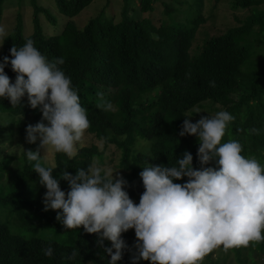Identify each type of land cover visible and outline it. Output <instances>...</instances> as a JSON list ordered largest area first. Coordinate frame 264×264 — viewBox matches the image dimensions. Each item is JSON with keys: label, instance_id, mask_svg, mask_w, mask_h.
Returning <instances> with one entry per match:
<instances>
[{"label": "trees", "instance_id": "trees-1", "mask_svg": "<svg viewBox=\"0 0 264 264\" xmlns=\"http://www.w3.org/2000/svg\"><path fill=\"white\" fill-rule=\"evenodd\" d=\"M6 1L0 0V26ZM53 1L60 15L73 19L96 0ZM125 1L120 21L101 12L82 29L69 21L60 33L50 36L43 32L40 15L52 25L56 19L31 0L33 33L24 34L23 17L18 14L2 44L0 62L5 56L11 59L9 50L28 39L48 62L63 58L64 63L57 66L70 78L86 109L87 132L104 148L114 146L120 153L116 168L123 172L124 190L133 202L144 191L139 172L148 163L174 165L187 151L193 167H201L197 138L179 136L186 117L195 123L191 118L203 116L197 110L229 112L234 119L227 124L221 143L238 141L242 156L264 166V0H223L230 2L232 10H246L248 15L236 18L238 26L216 32H200L208 20L202 14L203 0H140V11L147 14L140 19L129 15L130 0ZM158 3L164 5L159 25L149 16L157 11ZM177 9L183 16H176ZM4 71L14 82L16 74L10 64ZM0 117L6 121L0 125V142H13L15 133L26 141L27 125L47 122L42 121L39 109L28 105L27 95L15 106L0 100ZM36 146L28 143L20 155H7L0 143V264H108L110 257L98 246L96 234L84 232L82 226L65 229L56 220L59 210H44L46 189L39 185L34 162L24 153L36 151ZM104 153L91 145L71 159L55 153L53 165L42 158L40 163L52 167L53 177L67 193L69 186L60 178L61 172L75 175L76 169L88 165L103 166ZM205 167L218 166L210 161ZM121 237L126 247L117 264H132L137 255L134 230ZM49 246L53 254L45 256ZM104 246L111 244L105 240ZM200 264H264V241L228 250L218 247Z\"/></svg>", "mask_w": 264, "mask_h": 264}, {"label": "clouds", "instance_id": "clouds-1", "mask_svg": "<svg viewBox=\"0 0 264 264\" xmlns=\"http://www.w3.org/2000/svg\"><path fill=\"white\" fill-rule=\"evenodd\" d=\"M7 37L0 26V45ZM9 51L11 59L5 56L0 62V100L7 99L15 106L27 95L28 105L39 109L42 121H47L26 126V142L39 139V145L36 151L24 150L26 159L34 162L32 169L38 174L39 185L46 189L44 210H59L56 220L65 229L82 226L84 232L96 234L98 246L110 257L108 264L121 260L126 247L121 234L129 229L136 237L137 255L132 264L140 260L149 264H200L218 247L228 250L264 241V166L242 156L238 141L221 143L227 124L234 119L229 112L201 116L195 123L186 117L179 136L197 138L201 167H193V157L187 151L174 165L148 163L139 172L144 191L138 203L124 190L127 182L117 170L95 165L76 169L75 175L62 171L60 178L69 186L65 193L53 177L52 167L40 163V149L44 154L74 157L89 128L86 109L70 78L57 66L64 63L63 58L48 62L31 39ZM9 64L16 74L14 82L4 71ZM210 161L218 167H205ZM113 172H117L115 179ZM183 177L186 182H173ZM105 240L110 247L104 246ZM52 254L49 246L44 255Z\"/></svg>", "mask_w": 264, "mask_h": 264}, {"label": "rangeland", "instance_id": "rangeland-1", "mask_svg": "<svg viewBox=\"0 0 264 264\" xmlns=\"http://www.w3.org/2000/svg\"><path fill=\"white\" fill-rule=\"evenodd\" d=\"M167 1L168 0H163ZM162 1V2H163ZM40 7L45 8L47 11H49L54 18L56 19V24L52 25L49 23L45 15H40L41 25L43 28L44 34L47 35H54L61 32V30L64 28L66 23L73 22L77 28L82 29L87 22L98 16L101 12H104L107 16L114 17L116 21L121 20V13L125 6L126 1L125 0H96L93 2L88 8H86L80 15L73 19H69L68 17H65L63 15H60L56 9V4L53 0H37ZM157 5V11L152 12L151 15H149L156 24H160L162 17H161V11L164 8L163 3L155 4ZM129 15L133 18L140 19L143 16L147 14H143L140 11V0H130L129 1ZM187 7V6H186ZM185 7V8H186ZM184 8V10H186ZM181 9H177L176 16H183L181 13ZM33 7L31 5V0H9L6 1V4L4 5V13H3V22L1 26H3L6 30V32H11L17 22V16L20 14L23 17L24 25H25V31L24 34L26 36H29L33 33ZM202 14L203 16L208 19L206 24L201 27L200 32H206L208 29L210 32H216L219 29L225 30L228 27H235L239 25V21L236 20V18L243 19L248 15V11L246 10H232L230 7V2L222 0V2H217L216 0H203V6H202ZM204 34L202 33L200 35V38H203ZM0 43H2V40H0ZM2 49V45H0V52ZM197 112H200L199 114L203 116H214L215 113H210L208 111L204 110H197ZM6 117V116H3ZM3 117L1 119L0 117V125L3 124V122L6 123V121H3ZM200 118L194 116L191 118L192 121L196 122ZM47 124V122H46ZM14 140L13 142H10L9 140L5 139L2 140L0 143L2 147L4 148V152L7 155H20L24 149V145L28 144L26 141L21 140L20 136L15 133L14 134ZM33 144H36V149L39 145V139ZM141 146H144V142L140 143ZM95 145L100 150L105 151V165H95L102 169L116 171L119 173L120 177L123 176V172L116 168L120 153L117 151V149L114 146H109L108 148H104V144L97 140L94 135L85 132L81 142L80 146L78 147V150L87 147ZM40 155L41 158L45 161L48 165L54 164V156L55 152H47L44 154V150L40 149ZM117 172H113V178L117 176ZM139 201H136L134 203H138ZM220 255H225V253L222 250H219ZM218 252V253H219ZM233 261V257L231 256L229 258V262Z\"/></svg>", "mask_w": 264, "mask_h": 264}]
</instances>
